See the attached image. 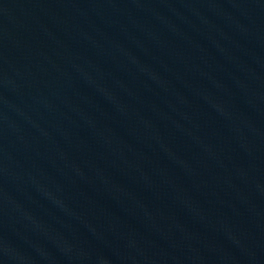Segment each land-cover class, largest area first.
<instances>
[{
    "label": "water",
    "instance_id": "1",
    "mask_svg": "<svg viewBox=\"0 0 264 264\" xmlns=\"http://www.w3.org/2000/svg\"><path fill=\"white\" fill-rule=\"evenodd\" d=\"M0 264H264V0H0Z\"/></svg>",
    "mask_w": 264,
    "mask_h": 264
}]
</instances>
